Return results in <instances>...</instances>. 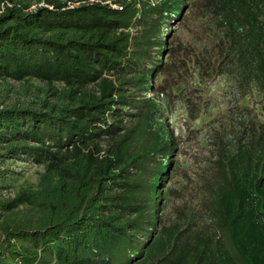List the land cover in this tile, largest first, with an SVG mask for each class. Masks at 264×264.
Segmentation results:
<instances>
[{"label": "trees", "instance_id": "trees-1", "mask_svg": "<svg viewBox=\"0 0 264 264\" xmlns=\"http://www.w3.org/2000/svg\"><path fill=\"white\" fill-rule=\"evenodd\" d=\"M8 1L0 12L1 84L29 77L90 84L111 71L126 77L128 70L142 81L147 71L162 68V54L150 51L158 45L151 38L161 21L142 29L138 39L148 37V43L136 41L127 50L128 34L116 32L135 12L89 0ZM206 1L217 28L219 57L211 64L262 99L264 0ZM184 6L181 0L161 4L170 20L182 16ZM106 95L0 104V264H264V121L221 171L226 181L213 195L214 232L165 240L153 231L152 202L164 197L159 192L168 164L150 173V163L138 162L130 170V162L103 161L93 152L97 139L119 129L124 110L112 104H131L124 95ZM106 112L113 114L111 123ZM169 145H156L150 159ZM22 159L43 163L45 170L36 187L5 196L1 190H11L21 174L7 166Z\"/></svg>", "mask_w": 264, "mask_h": 264}, {"label": "rangeland", "instance_id": "rangeland-1", "mask_svg": "<svg viewBox=\"0 0 264 264\" xmlns=\"http://www.w3.org/2000/svg\"><path fill=\"white\" fill-rule=\"evenodd\" d=\"M63 1L73 5L84 0ZM91 1L135 12L127 18L131 22L116 32L128 34L127 50H133L137 42L148 43V37L138 39L142 29L161 21L158 33L151 38L158 45L150 51L162 54L158 55L162 68L152 75L147 71L142 81L128 70L126 77L111 71L90 84L40 81L31 77L3 82L0 83V104H26L31 100L36 104L41 101L73 103L105 93V100L124 95L131 104H112L124 110L119 112L122 116L116 135L97 139L93 152L103 161L113 157L130 162V170H135L138 162L150 163L146 166L150 173L154 165L168 164L163 190L159 192L164 197L152 202L157 209L155 235L165 240L175 237L187 240L196 233L214 232L213 195L217 185L226 181L221 171L227 168L229 157L241 149V143L253 132H259L262 126L259 123L264 121V97L255 96L250 87L242 91L228 80L223 70L216 71L211 64L212 59L216 61L219 57L216 58L214 49L217 28L206 0H181L185 3L183 14L173 20L165 18L166 8L162 12L161 7L172 0ZM6 5L11 6L8 0H0V12ZM112 115L110 112L104 115L107 123L113 120ZM165 141L169 147L156 151L150 159L148 152ZM133 157H137L134 162ZM7 167L21 174L11 182V190H1L5 196L36 187L40 173L45 170L43 163L30 159L16 160ZM152 181L150 177L145 180L149 184ZM132 194L136 200L141 192ZM138 247L141 248L140 244Z\"/></svg>", "mask_w": 264, "mask_h": 264}]
</instances>
